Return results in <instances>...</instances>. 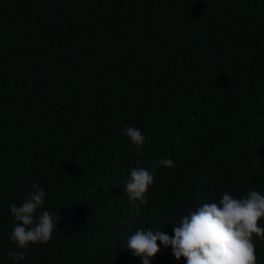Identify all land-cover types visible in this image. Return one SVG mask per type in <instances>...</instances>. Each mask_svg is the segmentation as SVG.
I'll return each mask as SVG.
<instances>
[{"label":"trees","instance_id":"1","mask_svg":"<svg viewBox=\"0 0 264 264\" xmlns=\"http://www.w3.org/2000/svg\"><path fill=\"white\" fill-rule=\"evenodd\" d=\"M138 166L147 204L126 191ZM33 183L61 220L20 250L10 205ZM249 188L264 195V0H0V264H143L137 228L172 237ZM160 249L150 264H186Z\"/></svg>","mask_w":264,"mask_h":264},{"label":"clouds","instance_id":"2","mask_svg":"<svg viewBox=\"0 0 264 264\" xmlns=\"http://www.w3.org/2000/svg\"><path fill=\"white\" fill-rule=\"evenodd\" d=\"M123 134L140 153L145 142L142 132L125 126ZM159 163L169 169L175 167L171 158ZM153 183L154 176L147 169L132 168L126 183L129 198L147 204L145 194ZM31 187V193L20 206L10 205L15 220L10 239L20 250L48 243L57 221L61 220L49 211H39L45 204V191L36 183ZM261 220H264V195L259 191L249 188L242 198L225 192L218 203H205L184 216L180 225L174 227L172 237L165 231L137 228L128 236L127 246L142 258L143 264H150L158 255L160 244L165 250L171 247L176 260L184 259L186 264H257L253 237L264 238V228L259 226ZM20 250L8 253L17 264L26 259L25 252Z\"/></svg>","mask_w":264,"mask_h":264}]
</instances>
